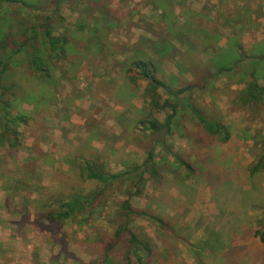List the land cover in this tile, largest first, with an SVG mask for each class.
<instances>
[{"label": "rangeland", "instance_id": "374dc122", "mask_svg": "<svg viewBox=\"0 0 264 264\" xmlns=\"http://www.w3.org/2000/svg\"><path fill=\"white\" fill-rule=\"evenodd\" d=\"M102 1L61 3V26L53 36L66 34L76 52L70 50L65 61L57 62L54 81L43 84L21 58L8 78L19 85L17 98L24 103L17 107L30 119L20 128L18 147H0V187L9 193L7 215L20 222L11 239L15 244L0 247L3 264H99V252L109 250L113 242V213L125 200L134 210L161 218V228L148 219L134 218L151 243L147 264H264V242L253 237L255 231L264 233V169L253 178L248 173L264 154V104L244 110L235 103L236 93L251 77L245 65L243 72L225 73L213 80L210 91L199 92L196 72L214 74L216 70L210 54L199 55L178 70L176 60L184 49L174 41L176 55L169 49L161 61L166 79L176 84L173 88L195 83L193 103L207 117L220 118L229 126V142L217 146L201 134L198 121L186 114L179 133L165 138V144L154 152L158 177L140 171L131 178L121 177L94 202L87 217L48 218L58 201L96 189V181L84 179L83 173L78 176L76 166L93 161L106 173L119 174L145 160L153 139L140 137L138 122L148 114L161 119L166 110L162 102L151 103L157 95L146 94L141 77L132 75L135 83L130 82L124 57L131 50H153L156 38L168 34L163 17L181 25L195 13V19L202 18L212 27L217 47L235 37L245 51H264V0H166V4L156 0L157 8L164 5L170 14H162L153 0H108L105 10L110 13L96 32L99 44L90 47L97 13L93 15L87 6ZM40 17L30 14L34 22ZM200 25L197 21L192 27L194 36L200 34ZM235 43H228L224 54ZM78 50L83 53L78 55ZM31 92L38 100L33 102L36 109ZM157 92L164 97L161 89ZM193 153L204 164L195 163L191 173L174 163L173 155L185 158ZM223 173L232 186L225 183L216 191L211 182ZM75 177H79L77 182ZM114 243L108 253L110 264L126 256L124 240Z\"/></svg>", "mask_w": 264, "mask_h": 264}, {"label": "trees", "instance_id": "16d2710c", "mask_svg": "<svg viewBox=\"0 0 264 264\" xmlns=\"http://www.w3.org/2000/svg\"><path fill=\"white\" fill-rule=\"evenodd\" d=\"M65 1L66 0H0L1 148L14 149L18 147L20 144V128L26 126L28 119H30L23 110L21 111V109L17 107L24 103L23 99L19 100V98H17L20 92L19 85L13 83L12 80H8V78L12 76L14 64L21 58L26 62L27 69H29L30 73L33 76L39 77L44 84L48 81L55 80L54 74L56 67L59 65L57 62L65 61L66 53L71 54L70 50L76 52V50L72 49L70 38L68 39L66 34L53 36L55 28L61 26L60 23L62 19L59 16V7L61 3L63 4ZM160 2L166 4V0ZM109 3L108 0H103L102 2L88 4L87 6V9L91 8L90 10H92L93 15L95 11L97 13V16H95L93 20L95 28L91 31V37L88 41L90 47L99 44L100 37L96 35V32L100 30V27L103 28L106 20L104 17L110 13L108 8L105 10V7H107ZM152 4L157 8L156 0H153ZM158 8H162V14L171 13L169 10L166 11L164 5ZM34 12L41 16L38 22H34V20L30 18V14ZM26 16H28L29 20ZM197 16L198 15L194 13L191 21H184L181 25L163 17V21L169 25L167 28L168 34L156 38V43L153 44V50H149V52L131 50V52L124 57V63L127 62L124 66L129 70L128 75H130V82H132V84L135 83L133 82L134 79L132 75L141 77L146 81L145 88L143 89L146 94L151 96L157 95V100L152 99L151 103H155L156 106H158L159 103L162 102V109L166 110L161 119L155 115L148 114L138 122L142 127V136L140 137L146 140L153 139L152 144L145 150V160H143L140 166H132L125 172L119 174L106 173L93 161L84 164L83 167L76 166L75 170L80 171L78 176H82L83 173L84 179L96 181L98 185L92 192L87 194L84 192H75L73 196H68L66 201H58L55 206V211L49 213L50 215L48 218L50 220L54 218L57 220L73 221L77 219V217H82L84 215L87 217V214H91L95 208L94 202H96L102 193L109 189L121 177L126 176L131 178L132 175L139 171L141 174L148 172L149 176L154 179L158 177L155 170L158 163L154 161V152L157 148L165 144V138L179 133L182 128L183 117L186 114L198 121L202 129L201 134L205 138L211 139L217 146L229 142L231 137L229 126L222 123L220 118L207 117L201 109L193 103V89L196 84L190 83L186 86L180 85L178 88H173L176 84H173L171 81L172 79H166L161 61L169 55V49L172 50L173 56L177 53L171 41L177 42L184 49L181 56L176 60V67L178 70H181L185 63L195 61L199 55L206 56L210 54L209 60L216 70L214 74L196 72L195 77L198 79L199 84L196 89H198L199 92L207 93L210 91V88L213 87V80L220 79L225 73H232L235 70H237L235 73H241L246 66L249 67L248 69L251 72V77L247 81H244L241 90L236 93L235 103L244 110L252 108L257 109L260 105L264 104V51L259 48L245 51L235 37L229 40V42L227 41L223 46L217 47L218 40L217 37L213 35L212 27L208 24L205 25V20L202 18L195 19ZM110 18H113V16ZM197 21L201 22V29H199L200 34L194 36L192 27L195 26ZM107 24H111V21H108ZM234 40L236 42L235 46L231 48L230 52L224 54V48L228 43H233ZM81 53L83 52L78 50L77 54L79 55ZM190 66L192 67V64ZM127 70H125L124 73ZM61 76L63 79L64 73L61 74ZM45 87L46 86H44V88ZM160 89L163 91L164 97L158 94L157 91ZM30 98L33 99L32 105L38 103L36 96L32 95V92ZM34 101L36 103H33ZM15 109L18 110V113H14ZM33 109H36L35 105H33ZM165 150L170 153L169 150ZM191 156H194V164L190 160L192 159ZM191 156L186 155V157L183 158L173 155L174 163H176L178 168L183 167L187 172L191 173L192 168L195 167V163L204 164L196 153H193ZM123 163L127 165L128 162ZM205 167L208 168L207 166ZM175 169L176 168H173V170ZM263 169L264 154H261L256 162L248 169L249 178H253L262 172ZM77 171H72V174L77 176ZM78 178L76 179L75 177L76 182L79 180ZM213 178L215 179L211 182V186H213L216 191L226 185L227 187L232 186V182L228 179L227 174L224 175L223 173ZM222 178L224 181H218ZM175 182L177 183L178 180H175L174 183ZM138 183L139 182H136L135 186ZM113 215L111 219L112 223H110L113 229V242L109 245V250L106 249L102 254L99 252L101 256V258H99V264L111 263V258L108 257V253L109 251L112 252L113 246L115 245L114 242H119L121 240H124V244L127 245L126 256L123 259H118L120 261L115 262V264H124V261L125 264H147L146 256L148 257L151 253V243L146 234L143 233L142 228L140 226H135L134 218L148 219L149 222H156L159 228L163 225L162 221H160L161 218L156 214L134 210L126 200L119 203ZM114 221L116 222L113 223ZM253 237L262 243L264 242V233H260V231H255ZM98 243L100 242L97 241V244ZM129 256L133 258V263L130 261Z\"/></svg>", "mask_w": 264, "mask_h": 264}, {"label": "crops", "instance_id": "0c3cea01", "mask_svg": "<svg viewBox=\"0 0 264 264\" xmlns=\"http://www.w3.org/2000/svg\"><path fill=\"white\" fill-rule=\"evenodd\" d=\"M258 45L259 44H257L256 46ZM175 76H177V74H175ZM8 196H9L8 188L1 189L0 187V247L1 248L4 247L6 248L9 245L15 244V242H12L11 239L14 238L15 235L14 233L20 226V222L11 220L10 217L7 215L6 209L8 210V208L5 207V202L7 201ZM4 259L5 258L0 257V264L4 263Z\"/></svg>", "mask_w": 264, "mask_h": 264}]
</instances>
